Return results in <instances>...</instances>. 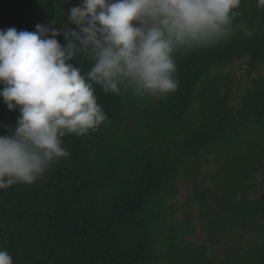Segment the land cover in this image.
I'll use <instances>...</instances> for the list:
<instances>
[{
	"label": "trees",
	"instance_id": "1",
	"mask_svg": "<svg viewBox=\"0 0 264 264\" xmlns=\"http://www.w3.org/2000/svg\"><path fill=\"white\" fill-rule=\"evenodd\" d=\"M79 2L0 0V30L35 31L37 24L75 29L67 15ZM257 3L241 0L230 35L220 43L174 54V92L105 94L93 82L107 120L84 135H65L70 156L31 185L0 189V250L13 264H264V197L246 193L264 166V75L234 92L227 86L221 91L218 75L210 74L244 58L247 75L264 64V7ZM69 63L84 74L94 61L77 52ZM18 117L19 109L9 111L0 98V135H10ZM218 153L224 157L212 179L219 181L193 183L210 242L182 246L195 229L189 218L168 220L170 200L181 173L191 175ZM252 232L262 235L261 243L244 251L229 246L225 260L214 254L222 241Z\"/></svg>",
	"mask_w": 264,
	"mask_h": 264
},
{
	"label": "clouds",
	"instance_id": "2",
	"mask_svg": "<svg viewBox=\"0 0 264 264\" xmlns=\"http://www.w3.org/2000/svg\"><path fill=\"white\" fill-rule=\"evenodd\" d=\"M240 4L80 0L68 9L75 29L37 24L35 31L0 30V98L9 111L19 109L13 131L0 135V189L31 185L70 156L65 135H84L107 120L93 82L105 94L162 97L176 91L174 54L228 38ZM77 52L94 61L87 73L69 63ZM0 264H13L7 250H0Z\"/></svg>",
	"mask_w": 264,
	"mask_h": 264
},
{
	"label": "rangeland",
	"instance_id": "3",
	"mask_svg": "<svg viewBox=\"0 0 264 264\" xmlns=\"http://www.w3.org/2000/svg\"><path fill=\"white\" fill-rule=\"evenodd\" d=\"M211 75H218L215 79L216 86H221V91H225L227 87L234 92L243 91L246 86L249 85V80L253 77L264 75V64L251 75H247V67L245 64V58L235 60L233 63L224 66H218L211 69ZM227 86V87H226ZM231 103L234 108L239 105V98L234 94L231 98ZM196 105H193L191 112H194ZM191 115V113H189ZM193 115V113H192ZM224 156L221 153L212 155L209 157L207 164H201L194 168V172L191 175L181 173L178 180L179 189L177 194L171 198L170 203L172 206L167 208V213H170L169 221L182 222L184 218H189V225L195 230L187 233L183 237L182 246L191 247L194 244L202 245L208 244L210 231L207 228V216L200 213L199 202L194 196L193 183L202 182L205 187H211L215 185L218 179H212L218 174L219 163ZM221 158V159H220ZM247 182V181H246ZM251 186L246 191L249 197L259 198L264 197V166H261L258 171L254 174V177L249 180ZM211 207H215L216 204L211 201H207ZM205 208V207H204ZM202 208V210H204ZM241 234L235 236V240H224L215 247L214 254L219 260H225L226 256L230 255L231 248L240 249L241 251L247 250L249 247L254 245V241L259 243L262 242V235H255L254 232L246 233L241 235L242 238L239 240ZM223 250V252H221ZM159 264V263H157Z\"/></svg>",
	"mask_w": 264,
	"mask_h": 264
}]
</instances>
